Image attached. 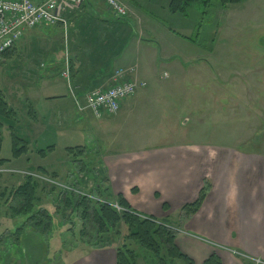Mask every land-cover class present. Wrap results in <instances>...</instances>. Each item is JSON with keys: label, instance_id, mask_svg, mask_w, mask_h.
Returning <instances> with one entry per match:
<instances>
[{"label": "crops", "instance_id": "0c3cea01", "mask_svg": "<svg viewBox=\"0 0 264 264\" xmlns=\"http://www.w3.org/2000/svg\"><path fill=\"white\" fill-rule=\"evenodd\" d=\"M123 1L128 9L126 18L117 17L99 0H87L81 11H78L80 16L74 18L75 24L70 25L72 34L68 37L73 59L69 80L61 77L65 56L63 49L52 54H48V49L43 47L32 49L35 59L39 61L42 58V61H37L36 67L31 65L28 80H23L17 86L19 97L11 104L6 97L10 108L17 113V119L4 123L2 130V145L8 140L12 152V135L15 134L28 142L29 152L19 159L3 158L8 160L6 166L16 171L30 172L44 167L59 175L51 167L29 166L30 162L27 166L14 167L13 162L22 158L30 161V158L42 157L39 151L46 149L33 145H59L60 139L65 137L68 138L65 145H80L72 141L76 130H81L75 124V110L81 114L87 111L83 106L85 94L95 87L109 84L115 69L135 66L133 78L147 85L124 101L116 115L99 118L100 121L111 117L121 118L151 103L153 93L147 90L151 79L143 76L139 70L141 60L148 61L153 74L158 64H171L177 70L197 64L198 51L195 48L198 45L177 41L158 21L141 12V8L151 15H161V18L170 20L176 15L187 17L189 9L199 0H195L185 13L176 14L169 11L171 0ZM178 24L182 25L181 22ZM59 26L49 27L44 32H51L60 44L64 30ZM184 29L191 32L194 25L184 26ZM173 31L171 29L172 34H176ZM44 32L39 38L42 43L53 38L47 33L44 35ZM174 46L178 47L176 51L172 49ZM17 48L10 52L8 58L14 56ZM178 52L185 55L184 67L176 61ZM6 59L3 57L0 61ZM164 75L168 76L167 73ZM157 81L162 83L161 78ZM163 85L168 86L167 83ZM18 106L24 112L23 118L17 112ZM97 145L102 143L98 140ZM49 153L52 152L42 158H46ZM94 154L99 160L94 171L99 169L100 175L108 178L104 186L109 187L114 199L122 196L132 211L158 221L172 216L178 220L176 223L168 221L173 225L180 223L181 231L176 244L196 264H202L214 254L219 256L222 264H245L235 252L264 262L263 156L246 159L214 147L179 144H155L126 152L106 148L98 149ZM16 174L10 176V180L16 181L14 187L24 181V177ZM74 178L82 184H87L91 179L94 183L101 182L98 172L84 176L78 171V176ZM205 179L211 182V190L203 205L194 216L182 221V207L198 199ZM53 195L46 189L39 190L41 200L45 198L52 205V208H42L51 213L58 199L56 193ZM164 205L168 206V211L163 209ZM90 254L92 264H116V251L113 248L93 249Z\"/></svg>", "mask_w": 264, "mask_h": 264}, {"label": "rangeland", "instance_id": "374dc122", "mask_svg": "<svg viewBox=\"0 0 264 264\" xmlns=\"http://www.w3.org/2000/svg\"><path fill=\"white\" fill-rule=\"evenodd\" d=\"M203 1L196 2L189 9L187 17L176 15L170 20L161 18V15H151L141 8V12L158 21L177 41H187L179 34L194 38L198 42L195 48L198 51L197 64L186 66L184 53L178 52L176 61L186 67L177 70L171 64H158L153 74L148 61L141 60L139 70L143 76L151 79L147 89L153 93L151 103L121 118L111 117L102 121L96 120L88 110L81 114L76 109L75 124L81 130H76L72 141L80 145H65L68 143L67 137L60 139L59 145H33L43 149L54 146L55 150L46 158L36 156L30 161L22 158L13 162V166H27L30 162L29 166L51 167L60 175L57 176L59 185H66L76 182L74 177L78 176L82 166L75 160L81 157L67 152L69 147H86L88 152L82 160L91 167L98 164L99 160L94 154L98 149L113 148L126 152L155 144L214 147L246 159L256 155L264 157V0H247L226 9L220 7L219 0ZM79 10L67 14L65 23H60L64 30L62 43L59 44L60 41L51 32H44L49 27L28 29L17 45L14 56L0 61V90L10 104L19 97L17 86L23 80H28L31 65L36 67L42 61V58L39 61L35 59L33 48H46L48 54L62 49L66 54L71 51L68 45V37L72 34L70 25H74V18L80 16ZM190 24L194 25L191 32L184 29ZM171 29L176 34H172ZM43 32L54 39L49 38L42 43L39 38ZM172 49L176 51L178 47ZM70 57L73 65L71 52ZM159 78L161 84L157 81ZM164 83L168 86H162ZM17 112H20V118L24 117L21 107L18 106ZM98 140L102 145H97ZM11 153V145L6 140L0 158H12ZM14 174L0 173V191L14 187L16 181L10 180ZM43 178H37L41 187L51 192L54 184L47 177ZM93 186L91 179L81 190L90 193ZM57 189L60 190L59 187ZM58 191L55 190L56 195ZM113 200L110 196L109 201ZM39 207L52 208V205L44 198ZM25 220V217L14 218L9 214L4 200L0 199V264H92L90 253L93 248L74 238L71 232H66L70 227V217L63 220L57 214L53 228L47 232L31 228L24 224ZM164 221L176 223L178 220L172 216ZM61 223L65 227H61ZM22 227L23 231H20ZM121 229L124 233L125 230ZM172 229L179 234L180 223L172 224ZM136 249L142 258L147 256L149 261L154 259L152 253L145 249ZM142 258L139 264H150ZM176 264L184 263L176 261Z\"/></svg>", "mask_w": 264, "mask_h": 264}, {"label": "trees", "instance_id": "16d2710c", "mask_svg": "<svg viewBox=\"0 0 264 264\" xmlns=\"http://www.w3.org/2000/svg\"><path fill=\"white\" fill-rule=\"evenodd\" d=\"M194 1L171 0L169 11L172 14L185 13ZM245 1L247 0H219V5L222 9H226L231 5L242 4ZM207 2V0H204V3ZM180 36L198 45L194 38ZM11 51L5 53L3 57H10ZM71 70H73L72 65ZM15 119H17V113L10 108L4 92L0 90V152L3 140V125L7 121ZM53 149L54 147L50 146L46 150L39 151V154L45 157ZM28 152V142L13 134L12 158L19 159ZM67 152L73 156L81 157V159H75L76 162L78 161L82 165L79 169L80 174L87 176L88 173L95 174L98 172L99 176H101V182L97 181L94 183L92 192H83L81 188H83L84 184L77 179L75 183L67 184L70 189L59 187V190L57 189L58 186L52 185L50 191L52 190L53 192L51 191V193H55V190L59 191L55 210L51 213L49 210L39 207L41 202L39 190L40 188L44 189V187H41L40 181L33 176H26L19 186L12 189L5 188L0 191V199L4 200L9 214L14 218L25 217L24 224L42 232H47L53 228L52 224L57 214L63 220L70 217V227L66 232H71L74 238L76 237L77 240L93 249L114 248L116 251V264H139L142 257L138 253L137 247L152 253L154 259L150 261L147 256L143 257L150 264H176V261H181L184 264H196L178 248L176 244L178 233L172 229V224L168 221L161 222L132 211L130 205L122 196H118L113 200L124 209L122 212H118L111 204L103 203L99 200H109L111 196L109 187L104 186V183H108V178L105 175L102 177L99 169L94 171L95 166L91 167L82 160L88 152L86 147L67 148ZM7 161L1 159L0 166H5ZM32 172L47 177L51 181L58 180L56 173L49 172L44 167L33 169ZM81 179L83 180V178ZM210 190L211 182L205 179L198 199L194 203L182 207L180 211L182 221L188 220L200 210ZM163 209L165 211L169 210L167 205H164ZM60 226L65 227L63 223ZM23 228L19 230L23 231ZM121 228L125 230L124 233H122ZM243 262L245 264H255L248 259H243ZM202 264H222V261L219 256L214 254Z\"/></svg>", "mask_w": 264, "mask_h": 264}, {"label": "built area", "instance_id": "2783aa9c", "mask_svg": "<svg viewBox=\"0 0 264 264\" xmlns=\"http://www.w3.org/2000/svg\"><path fill=\"white\" fill-rule=\"evenodd\" d=\"M100 1L104 2L117 17L127 16V7L119 0ZM85 3L86 0H0V58L20 43L26 30L65 23L66 15L81 9ZM135 72V66L115 69L109 84L95 87L85 94L84 109L98 119L116 115L124 101L134 96L138 90L146 87L145 82L133 78ZM61 77L65 80L71 78L69 51L64 56ZM8 172L44 179L36 173L14 171L0 166V173ZM49 181L58 187L70 189L67 184L59 185L58 181ZM99 200L111 204L118 212L124 211L118 203H111L107 199ZM252 260L256 264H264L261 260Z\"/></svg>", "mask_w": 264, "mask_h": 264}]
</instances>
